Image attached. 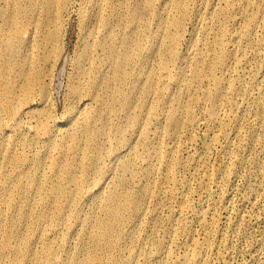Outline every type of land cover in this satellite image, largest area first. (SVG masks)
I'll return each mask as SVG.
<instances>
[{
	"label": "rangeland",
	"instance_id": "374dc122",
	"mask_svg": "<svg viewBox=\"0 0 264 264\" xmlns=\"http://www.w3.org/2000/svg\"><path fill=\"white\" fill-rule=\"evenodd\" d=\"M9 39L11 67L32 58L47 74L27 98L12 78L16 94L0 108V227L19 218L18 208L2 205L15 192L27 215L17 238L34 262L46 264V246L56 261L83 259L87 238L71 258L80 220L90 213L112 220L107 196L117 192L119 205L128 193L162 214L140 226L126 206L104 241L129 243L139 230L148 251L166 243L165 264L184 256L189 264H264V0H0V43ZM196 57L197 79L190 73ZM172 110V119L157 117ZM48 120L55 124L44 126ZM13 126L17 134L3 133ZM215 133L223 135L217 145ZM53 148L58 153L47 155ZM116 257L115 250L101 254L103 264ZM12 259L0 255V264H17Z\"/></svg>",
	"mask_w": 264,
	"mask_h": 264
},
{
	"label": "bare ground",
	"instance_id": "6f19581e",
	"mask_svg": "<svg viewBox=\"0 0 264 264\" xmlns=\"http://www.w3.org/2000/svg\"><path fill=\"white\" fill-rule=\"evenodd\" d=\"M222 5H226V2L223 1ZM236 7L241 8V5H236ZM54 8V5L52 4L50 6V10ZM51 12V11H50ZM177 21V20H175ZM173 20V24L176 25L177 23ZM45 39L47 40V43H52L54 40L53 34L50 32L49 35L45 36ZM15 46V45H14ZM13 42L11 39L1 42L0 43V108L6 105L8 99L10 96L14 95L16 92V85L12 81V78H18L21 80L20 84V90L24 95H26V98L31 97L33 86L36 83H41L44 78L46 77V73L42 71H37L35 67V61L32 60V58H24L23 62L19 67H11L10 61L5 58V56L11 55V53L14 50ZM16 52V51H15ZM14 52V53H15ZM13 53V55H14ZM49 51L48 49L43 54L44 62L46 63L49 59ZM195 59V65L191 68V74L192 76L197 79L199 76L200 68L197 65L201 62V57H196ZM180 63L182 65H185L188 63L184 58L180 59ZM65 59H62L60 61V64L58 66V75L63 74L64 65H65ZM179 76L175 78L173 81V85L175 88H179L183 82V77L185 75L186 69L184 67L180 68ZM78 71L82 76L86 75V70H84L81 66H78ZM150 81V77L146 78V82L148 83ZM228 82V80H226ZM147 90V87L146 89ZM142 98L138 100L137 104L134 106L136 109L139 108L141 104ZM124 106H131V102L129 99H124L123 102ZM22 110H25L24 108H21ZM16 109H13V115L15 113ZM17 112V111H16ZM16 115V114H15ZM143 115V114H142ZM160 120H169L174 117V111L172 112H162L158 114L157 116ZM128 126L136 125L138 122V116L137 113L135 115L130 116V118L127 121ZM72 123H76V119H72ZM55 124L54 121H47L44 126L48 127L50 125ZM44 128V127H43ZM19 132V126H13L11 129H4L3 133L8 134H17ZM223 138V135L219 133H215V135L212 138V142L214 145H217L221 139ZM125 139H121V145H126ZM59 149L53 148L46 152L47 155H53L55 153H58ZM117 154H120V150L117 152ZM2 155L1 148H0V156ZM129 156H134L131 152L128 154ZM97 161H100V155H96ZM160 160L164 161L166 164H168V161L160 157ZM55 171L59 170L58 164L54 163L52 164ZM122 168L124 170H127L128 167L124 164L122 165ZM156 167H153L152 169V175L156 174ZM113 172V168L102 170V178H107L109 174ZM70 182L75 183V180L73 178H69ZM1 187V185H0ZM99 190L102 192L105 191V189L100 186ZM162 191L165 193L167 192V188L163 184ZM92 191H90L91 193ZM89 193V192H88ZM144 199L146 202H150L152 199L151 192L149 190L144 189L141 191ZM47 194L49 197H53L56 195V187L51 186L47 189ZM146 197H145V196ZM108 199L114 203V207L111 211L112 213V220L110 221H103V220H97L93 214H89L88 216L83 217L81 222V229L79 230L78 234V245L80 246L79 251L77 248L73 250L71 253V258H73V254L77 253L76 255L80 254L83 250L86 249V241L84 239L87 238V242L90 244L91 250L88 251L85 255V257L81 260H79L76 264H103L101 254H109L111 251L115 250L117 257L112 258L111 262L112 264H139L140 262L143 264H147L149 259H156L159 262V264H165L162 259L164 255L166 254V243L164 241H159L157 248L148 251L145 247L144 242H139V230L134 231L131 234L132 240L129 243H122L120 238L116 237L111 240L104 241V238L108 237L110 234V229L113 227L114 223L120 224L122 222V212L123 209L128 206L130 207L134 214L139 218L138 222L139 225H143L144 219L146 216L150 218L157 217L158 215H161L162 213L158 212L156 209L152 211H145L143 208H141L138 203L134 200H132V196L128 193H126L122 200H124L125 204L119 205L118 202L120 201L119 195L117 192L114 193H108ZM148 197V198H147ZM2 205L8 207V208H18V220H13L12 222L8 223L4 228L0 227V255H14V259H12V262L15 261L17 264H37L33 261L32 256L28 255L27 250L24 246L25 240H19L17 237V230L24 231L25 224L27 222V215L23 211L20 200L18 195L15 192H10L7 194V197L2 202ZM59 210H56L54 215H57ZM165 217V216H164ZM37 221L40 220L39 217L36 219ZM71 221L69 219L64 221L65 225L70 224ZM36 226L33 225V229H35ZM14 239H17L16 244L13 246L12 242ZM45 254H46V264H52L54 262L59 264H67L64 261H56L53 259L54 257V250L51 247H44L43 248ZM177 262L180 264H189L190 259L186 256L180 257L177 259Z\"/></svg>",
	"mask_w": 264,
	"mask_h": 264
}]
</instances>
